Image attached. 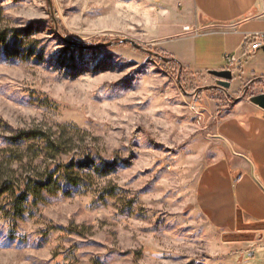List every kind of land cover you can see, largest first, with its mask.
Masks as SVG:
<instances>
[{
	"label": "rangeland",
	"instance_id": "obj_1",
	"mask_svg": "<svg viewBox=\"0 0 264 264\" xmlns=\"http://www.w3.org/2000/svg\"><path fill=\"white\" fill-rule=\"evenodd\" d=\"M180 11L167 0H0V160L22 156L19 174L71 163L79 181L28 199L11 225L0 200V264H264V225L221 235L195 205L197 177L223 149L191 93L214 78L185 70L177 82L153 55L117 44L157 54L184 32ZM28 130L77 132L73 150L28 165L33 150L12 141Z\"/></svg>",
	"mask_w": 264,
	"mask_h": 264
},
{
	"label": "crops",
	"instance_id": "obj_2",
	"mask_svg": "<svg viewBox=\"0 0 264 264\" xmlns=\"http://www.w3.org/2000/svg\"><path fill=\"white\" fill-rule=\"evenodd\" d=\"M167 1L168 7L179 5L184 32L161 49L181 68L206 75L207 82L208 72L226 70L225 56L234 55L231 96L253 79L264 80V53L248 51L250 39L264 34V0ZM199 106L212 141L223 151L197 177V209L221 235L240 232L246 224L264 225V111L246 100L228 105L204 99Z\"/></svg>",
	"mask_w": 264,
	"mask_h": 264
},
{
	"label": "trees",
	"instance_id": "obj_3",
	"mask_svg": "<svg viewBox=\"0 0 264 264\" xmlns=\"http://www.w3.org/2000/svg\"><path fill=\"white\" fill-rule=\"evenodd\" d=\"M0 44H4V40H0ZM162 58L172 59L169 62H163L157 59L159 63L164 66L171 67L175 71V77L179 69V63L174 60L172 55L166 53L163 50H157ZM181 76H183L185 70L181 68ZM261 86L264 88V82H257L253 86L250 93L247 94V98L256 95L255 88ZM183 90V88H182ZM208 92L216 94L218 101H225L223 95L215 90H209ZM77 132L65 133V131L52 133L47 135L39 130H28L16 133V136L12 139L14 143H18L20 150L24 153L25 150L32 151L35 158L28 162V165H33L35 161L39 160V157L44 156L51 160H58L62 155L69 154L73 149L72 145L76 137ZM32 144H36L37 147L33 148ZM67 149V150H66ZM35 151V152H34ZM38 153V154H37ZM41 153V154H39ZM24 156V155H23ZM24 158L18 157L14 164H19L21 168L27 166L23 164ZM30 160V159H29ZM26 160V161H29ZM52 164L53 161H51ZM11 161L0 160V200H9L10 208L8 210L2 209V215L8 223L13 224L24 215L28 199H30L31 206L36 205L44 200L45 196H52L59 191V183L65 182L70 185L78 184V180L71 176L68 170L73 171V164L68 165H52L49 169V165L40 168L38 165L33 166V169H28L23 174H19L21 168H15ZM39 167L42 172H37L35 168Z\"/></svg>",
	"mask_w": 264,
	"mask_h": 264
},
{
	"label": "water",
	"instance_id": "obj_4",
	"mask_svg": "<svg viewBox=\"0 0 264 264\" xmlns=\"http://www.w3.org/2000/svg\"><path fill=\"white\" fill-rule=\"evenodd\" d=\"M120 43H128L133 48H135L137 50H142V51H144V52H146L148 54H151L155 58L160 59L163 62H169V61L172 60V59H168V58L167 59L166 58H161L157 54H152L149 51L143 49L141 46L137 45L135 42L130 41V40L123 39V40H120L117 44H120ZM112 45H114L113 42L105 44V45L98 46V48H100V47H109V46H112ZM261 51L264 53V47L261 49ZM181 70H182L181 67H179L178 73H177V78H176L177 82H180ZM208 75L211 76L212 78H214V85L207 86V87H204V88H200L196 92H194V94L197 95L200 92H205V91H208L210 89H215V90H218L219 92H221L226 97L230 98L235 103L243 98L245 90L250 84L257 83V82H262V81L264 82V80L261 79V78H256V79L251 80L250 82H248V84L242 90V95H240V96H238L236 98H233L227 92L230 89L231 82L233 80L232 72L230 70L209 71ZM191 94H193V93H191ZM248 102L250 104L256 106L257 108L261 109L262 111H264V93H261V94H258V95H255V96H252V97L248 98Z\"/></svg>",
	"mask_w": 264,
	"mask_h": 264
},
{
	"label": "built area",
	"instance_id": "obj_5",
	"mask_svg": "<svg viewBox=\"0 0 264 264\" xmlns=\"http://www.w3.org/2000/svg\"><path fill=\"white\" fill-rule=\"evenodd\" d=\"M264 47V34H256L254 35V39H250L249 45H248V51L249 52H255L259 51ZM225 65H226V70H231L234 64L238 62V58L235 57L234 55L230 56H225ZM197 100L198 97L197 95L193 93V96L191 97V105L189 107L190 111L197 116L198 121L201 120L202 114L200 112V106L197 105ZM228 104L231 103V100L227 101Z\"/></svg>",
	"mask_w": 264,
	"mask_h": 264
},
{
	"label": "flooded vegetation",
	"instance_id": "obj_6",
	"mask_svg": "<svg viewBox=\"0 0 264 264\" xmlns=\"http://www.w3.org/2000/svg\"><path fill=\"white\" fill-rule=\"evenodd\" d=\"M250 82V81H249ZM248 84V82L244 85V87L246 86ZM255 84L256 83H253V84H250L247 88H246V90H245V93H244V95H243V98L242 99H240L238 102H240L241 100H247L248 98L246 97L247 96V94L248 93H250L251 92V90L250 89H252L253 88V86H255ZM207 87V86H206ZM244 87L242 88V90L244 89ZM210 90H212V89H210ZM242 90H241V92L239 93V95L238 96H240V95H242ZM209 91V90H208ZM208 91H205V92H208ZM218 91V90H217ZM221 93V92H220ZM255 93H256V95H258V94H261L260 92L258 93L256 90H255ZM222 94V93H221ZM223 95V94H222ZM255 96V95H254ZM223 97L226 99L224 102H227V101H229V100H231L230 98H228V97H226L225 95H223ZM252 97V96H251ZM223 102V101H222ZM233 103H235V102H233L232 100H231V104H233ZM237 103V102H236Z\"/></svg>",
	"mask_w": 264,
	"mask_h": 264
}]
</instances>
